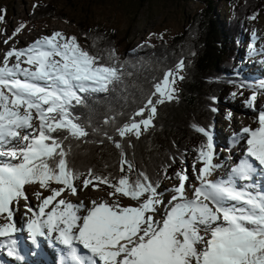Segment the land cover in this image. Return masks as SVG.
Here are the masks:
<instances>
[{
    "label": "snow or ice",
    "instance_id": "1",
    "mask_svg": "<svg viewBox=\"0 0 264 264\" xmlns=\"http://www.w3.org/2000/svg\"><path fill=\"white\" fill-rule=\"evenodd\" d=\"M24 27L16 28L14 35ZM13 56L16 63L10 66ZM115 59L113 50L109 62H102V57L82 48L75 36L61 32L43 36L27 48H13L4 57L0 65V217L6 222L0 224V245L7 255L25 259L16 238L22 229L14 220V205L29 199L26 185L38 184L51 194L36 193L43 198L37 209L27 208L31 216L26 229L34 244L38 238H47L63 246L59 264H264V186L254 190L253 184L241 183L253 181L258 169L264 171V108L258 112L259 127L242 130L247 134L245 158L216 179L212 177L223 165L213 162V136L194 125L206 137L197 150L202 167L194 168L199 183L189 196L187 171L176 173L179 184L171 190L174 194L159 220L155 216L164 204L159 184L144 172L131 179L134 166L124 157L120 142L114 141L121 149L120 172L125 173L127 166L125 175L113 178L92 169L85 175L73 168L68 159L71 148L64 142L89 134L77 122L73 106L84 103L81 94L107 92L121 80L122 66L113 63ZM183 68L180 61L154 85L145 107L135 113L143 117L147 111L148 117L124 124L117 129L120 137L138 138L152 126L156 104L175 98ZM258 94L253 91L247 101L253 110ZM61 131L67 135H54ZM81 177L84 188L91 185L98 190L104 184L113 189L109 197L119 195L138 204L125 206L119 199L111 203L102 199L88 206L60 198L66 192L76 195L75 181Z\"/></svg>",
    "mask_w": 264,
    "mask_h": 264
},
{
    "label": "trees",
    "instance_id": "2",
    "mask_svg": "<svg viewBox=\"0 0 264 264\" xmlns=\"http://www.w3.org/2000/svg\"><path fill=\"white\" fill-rule=\"evenodd\" d=\"M235 1L239 5L232 8L233 16L228 22L218 17L215 5L209 2L193 16L188 28L169 43L154 46L144 42L128 51L125 49L120 57L115 52L116 59L112 62L122 66L121 80L110 85L107 92L81 94L84 103L73 106L77 122L89 133L85 138L69 137L64 142L71 148L68 159L74 169L85 175L89 169L113 178L125 175L127 166L125 173H121V149L114 143L118 141L124 157L134 166L129 174L131 179L135 180L144 172L160 186L168 177L177 178L180 159L188 155L198 157L197 150L206 142V137L196 131L194 125L211 129L219 101L228 100L247 84L234 72L237 54L232 39H236L245 26H252L264 12V5L261 0ZM37 8L29 16L34 22L61 16L52 4ZM77 26L90 53L102 57V62H109L108 55L114 50L112 36L102 29L92 31L86 22ZM180 61L184 62L179 73L183 79L175 98L156 104L152 126L138 138L135 135L120 137L117 129L132 119L139 121L148 117L147 111L143 117L135 113L145 107L154 85L167 71L175 70ZM54 135L63 137L67 133L61 131ZM83 179L75 181V185L83 184ZM101 186L109 189L107 185Z\"/></svg>",
    "mask_w": 264,
    "mask_h": 264
},
{
    "label": "rangeland",
    "instance_id": "3",
    "mask_svg": "<svg viewBox=\"0 0 264 264\" xmlns=\"http://www.w3.org/2000/svg\"><path fill=\"white\" fill-rule=\"evenodd\" d=\"M261 1L264 5V0ZM209 2L215 5V12L218 14V17L227 22L233 16L232 8L235 5H239L234 0H0V15L4 16V19L0 21V65H2L8 51L13 48H27L37 39L43 36H51L53 34L50 32L52 29H57L56 32H61L67 37L75 36L81 47L90 52L91 49L88 43L84 41L77 26L80 22H86V25L92 31L102 29L108 32L114 39L113 49L119 57L125 49L128 51L130 48H135L144 42H148L154 46L162 42L169 43L175 35L180 34L185 28H188L193 16ZM47 4H52L57 9V14L61 16L45 18L35 22L29 19L32 12L38 9L37 7ZM63 17H66V19ZM20 25H25V27L18 34L14 35V30ZM262 30L264 31V12L253 21L251 27L245 26L239 36L236 39L234 37L232 39L235 40V52L237 54L234 56L236 61L234 72L247 78L245 80L247 85H244L241 90L235 92L228 100H222L218 103L214 114V126L209 129L213 136L215 148L214 163L220 164L222 160H227L221 149L224 148L223 146L227 147L228 145L218 144L219 141H216L218 132H221L222 135L223 133H227L228 137H225L226 140H229V137L231 138L234 134H243L242 124L240 122L235 123L233 120L237 115L239 118L242 117L239 113L243 109L247 111L248 119L257 117L256 114L254 115V111L251 113L252 111L248 107L247 101L253 91L260 93L257 98L262 100L264 97V89L260 88V85L264 84V82L262 83L260 79H257L256 73L253 74L252 66L250 67L252 60L256 56L264 55V49L261 48V44H264ZM262 40L263 42H261ZM14 57L9 59V65L16 63V58ZM21 59L23 60L24 58ZM257 66L258 68L259 66L261 67L259 64L253 67ZM22 67L25 66L22 65ZM249 84L251 87L246 88L245 86ZM179 86L180 79L175 84V93ZM235 105H240V109H237L238 107H235ZM33 123L38 126L39 122L33 121ZM196 158L195 156L188 155L180 159L181 162L178 164L179 171L186 170L189 176L186 189H192L198 182L196 179L197 173L194 171V168L199 169L202 167V164ZM218 173L224 175L226 171L219 168L215 175ZM178 184L179 180L177 178L173 180V178L168 177L159 186L158 192L162 193L161 198L164 201V204L159 206V212H161V209L165 210L168 207V201L174 194L171 190L175 186H178ZM52 187L58 188L61 185L53 184ZM76 187L78 189L76 195H72L70 192L65 193L66 198L69 200L70 197L73 203L81 201V194L89 193L88 206H91L92 200L98 201L100 196L114 198V200L119 199L121 204L125 206H136L138 204L137 201L119 195L109 197L108 193L113 191L111 188L105 189L102 187V190L99 187L98 190H93L91 185L84 188L83 184ZM25 190L29 199H22L18 205H14V218L18 217L17 212L19 210V218L31 216V213L27 212V208L32 207L33 209H37L43 196L51 194L50 191L41 189L38 184L26 185ZM38 192L43 193L40 199L36 195ZM155 218L159 220L161 213H157ZM4 222L6 221L0 217V224ZM11 264L22 263L17 261L11 262Z\"/></svg>",
    "mask_w": 264,
    "mask_h": 264
},
{
    "label": "bare ground",
    "instance_id": "4",
    "mask_svg": "<svg viewBox=\"0 0 264 264\" xmlns=\"http://www.w3.org/2000/svg\"><path fill=\"white\" fill-rule=\"evenodd\" d=\"M263 31V30H262ZM262 35H263V38H264V31L262 32ZM261 42H263V40L261 41ZM261 48L262 49H264V44H261ZM15 58V57H14ZM23 58V57H22ZM12 59V58H11ZM251 62V61H250ZM252 64L250 65V67L252 66V71H253V74L254 73H256V75H257V79H260V81L263 83L264 82V55L263 54H261V55H259V56H256L253 60H252V62H251ZM12 64H14V63H11L10 64V66L12 65ZM256 64H259V65H261V67L259 66V68H258V66L257 67H253L254 65H256ZM23 66H25V67H28V65L27 64H22ZM252 71H250L251 73H252ZM257 100H258V102H259V105L261 106V108H263V105H264V97H263V99L261 100V99H259V98H257ZM235 107H238L237 109H240V105H235ZM251 109V113H253V108H250ZM242 117H238V115H237V117H235V118H233V120L235 121V123H238V122H240L241 124H242V130H243V128H245V127H250V128H252V129H255V128H257V127H259V124H258V116L256 117V118H254V117H251L250 119H248L247 118V111L246 110H241L240 111V113H239ZM243 132V131H242ZM225 137H228L227 136V133H223V135H222V133L221 132H218V136H217V139H216V141H219V145H228V139L226 140L225 139ZM236 137H241L240 139H241V141H240V144H244L246 141H247V134H241V135H236V134H234L233 136H231V138H233V139H235ZM230 138V137H229ZM246 145H247V143H245ZM229 146V145H228ZM227 146V147H228ZM226 159V158H225ZM221 161V160H220ZM219 161V162H220ZM223 163H224V165H223ZM220 164H222L223 165V167H221L223 170H225L226 171V174H227V172H228V170H229V168H228V166H227V163H226V161L225 160H222L221 161V163ZM225 173H224V175L222 174V173H218L217 175H213V177H212V179H216V178H219V177H222V176H225L226 175ZM198 181V180H197ZM198 183L199 182H197V185H198ZM196 185V186H197ZM188 194H189V196H191V189L190 188H188ZM90 194L89 193H83V194H81L80 195V199H81V201H83L85 204H87V202H88V196H89ZM64 199H67L68 200V198H66V195H64V197H63ZM108 200L110 203H111V201H113L114 200V198H104V197H102V196H100L99 198H98V201L97 202H99L100 200ZM69 200H70V197H69ZM71 201V200H70ZM75 203V202H74ZM31 205H32V202H31ZM88 205V204H87ZM90 206V205H89ZM164 210L163 209H161V212H159L158 214H162V212H163ZM31 215V214H30ZM17 218H15V222L16 223H18L19 221H23L24 220V218H19V216H20V210L17 212ZM30 216H27V217H25V219L26 220H28V218H29ZM19 235H21V232H19V233H17V235L16 236H19ZM21 240H23L24 241V239H23V237H21ZM29 245V244H28ZM30 246V245H29ZM47 249H49L48 248V246H47ZM25 257V256H24ZM11 262H17V260L16 259H12V258H9V259H4V261H2V262H0L1 264H11ZM22 264H24V263H28V264H51V258H50V255H47V257H43L42 256V254L40 253V252H36L34 255H32L30 258H28V257H25V259H24V261H20Z\"/></svg>",
    "mask_w": 264,
    "mask_h": 264
}]
</instances>
